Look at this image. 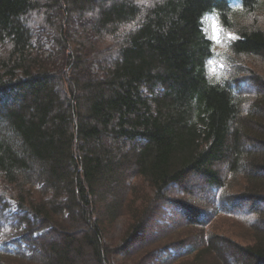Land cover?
<instances>
[{
    "label": "trees",
    "instance_id": "obj_1",
    "mask_svg": "<svg viewBox=\"0 0 264 264\" xmlns=\"http://www.w3.org/2000/svg\"><path fill=\"white\" fill-rule=\"evenodd\" d=\"M261 10L0 0V264H264Z\"/></svg>",
    "mask_w": 264,
    "mask_h": 264
},
{
    "label": "rangeland",
    "instance_id": "obj_2",
    "mask_svg": "<svg viewBox=\"0 0 264 264\" xmlns=\"http://www.w3.org/2000/svg\"><path fill=\"white\" fill-rule=\"evenodd\" d=\"M239 20L244 21L248 24H254L255 26H264V12L261 10L259 13L255 14V16H251L250 18H240ZM213 21H215L217 27V31L215 33V37H214V33H213ZM205 25H206V31L209 35V37L216 43V53L218 54V58H220L222 53H226L227 51L226 46L228 45V43L235 37L238 36V33L234 35L231 34H224L223 28L220 25L218 19L213 16H207L205 19ZM221 60L215 59L210 63V68H211V72L217 73L219 70H222V64L220 63ZM121 231V225L117 226V235L120 233Z\"/></svg>",
    "mask_w": 264,
    "mask_h": 264
},
{
    "label": "snow or ice",
    "instance_id": "obj_3",
    "mask_svg": "<svg viewBox=\"0 0 264 264\" xmlns=\"http://www.w3.org/2000/svg\"><path fill=\"white\" fill-rule=\"evenodd\" d=\"M212 27H213V33H214V37L213 38H216L215 37V33H216V31H217V25H216V23H215V21H213V25H212Z\"/></svg>",
    "mask_w": 264,
    "mask_h": 264
}]
</instances>
